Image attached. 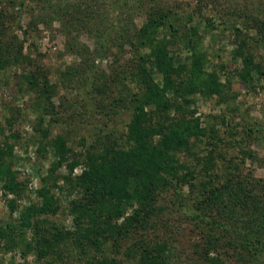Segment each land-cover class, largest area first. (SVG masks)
Returning a JSON list of instances; mask_svg holds the SVG:
<instances>
[{
	"label": "trees",
	"instance_id": "obj_1",
	"mask_svg": "<svg viewBox=\"0 0 264 264\" xmlns=\"http://www.w3.org/2000/svg\"><path fill=\"white\" fill-rule=\"evenodd\" d=\"M86 1L91 4L82 8L55 0H0L15 8L50 11L70 38L67 51L80 56L75 69L61 73L62 83L79 82L99 115L111 119L125 113L128 119L122 129L83 137L79 154L57 136L47 145L57 161L36 188L13 168L14 146L7 139L0 144V194L9 211H18L17 219L0 225V252L18 254L22 264H32L29 257L36 264H168L156 246L165 237L178 244L171 264H264L259 260L264 257V177H254L245 166L254 154L241 148L240 157L227 158L218 150L224 140L217 127L208 128L196 112L197 97L226 103L227 88L200 56L194 26L179 45L187 62L169 49L170 42L179 41L174 8L182 10L185 26L190 14L181 3L147 8L141 2L134 12L130 0H109L116 11L110 27L107 4ZM6 12L0 5V73L32 64L11 27L17 18ZM231 13L255 20L250 10ZM140 14L145 21L136 27L133 19ZM83 35L93 41L92 48L78 41ZM245 45V40L237 44L235 57L246 72L250 67L264 78V68L244 55ZM125 46L130 57L122 61ZM105 59H110L107 72L100 67ZM132 67L136 85L130 88L121 82ZM22 79L46 100L55 93L56 85L41 67ZM225 118L218 117L217 125L232 139L237 127ZM240 121L238 135L264 147L263 125L242 116ZM204 138L211 140L207 152H191L192 142ZM38 149L45 151L46 145ZM70 153L75 155L71 160ZM62 163L68 172L63 182L79 192L68 201L71 229L49 219L61 210L48 183ZM77 167L80 173L73 175ZM261 167L264 172V160ZM23 200L28 204L21 205ZM188 232L192 239L181 246L178 238Z\"/></svg>",
	"mask_w": 264,
	"mask_h": 264
},
{
	"label": "rangeland",
	"instance_id": "obj_2",
	"mask_svg": "<svg viewBox=\"0 0 264 264\" xmlns=\"http://www.w3.org/2000/svg\"><path fill=\"white\" fill-rule=\"evenodd\" d=\"M55 2L65 5L80 4L82 8L91 4V2L84 4L83 0H55ZM130 2V9L134 12L141 6V2L147 8L159 4H183L184 11L187 15L190 14L191 22L185 26L186 19L180 20L182 10L178 7L174 8L179 18L175 21L179 41L178 44L170 42L169 49L180 61L187 62V53L179 49V45L184 35L190 33L189 27L194 26L200 37L197 38V50L200 56L204 58L207 69L217 73L229 93L226 103H218L216 98L206 101L197 97L196 112L209 123L208 128L210 125L217 127L218 135L224 141L218 144L219 142L215 140V143L219 145L218 150H221L222 154L225 153L227 158H237L240 157L239 149L251 150L255 160L247 159L246 169L250 168L254 177L263 178L261 165L264 160V147L256 140H246L238 133L241 131V116L261 123L264 127V78L250 67L249 73L246 72L242 60L235 57V51L237 44L245 40L244 55L250 56L255 66L264 68V0H130ZM100 3L107 4L104 6L107 24L112 27L116 18L115 6H110L109 0H100ZM0 5L8 15L17 18L11 22L12 30L19 38L22 54L32 60V64L28 66H11L0 73V144L7 139V142L14 146L13 168L20 172L21 178L29 180L30 187L36 188L50 172L53 166L51 163L57 161L47 146L49 142L61 136L67 146L79 154L83 137H90L100 129L103 133L116 130L115 128L122 129L125 120L128 119L125 113L113 116L111 119L104 114L99 115V109L89 106L90 100L84 93L85 88H82L79 82L69 85L62 83L61 73L75 69L80 56L67 51L66 43L70 38L64 36L59 23L50 11L15 8L7 2ZM234 9L250 10L255 17L254 22L238 18L231 13ZM141 15L133 19L136 27H140L145 21ZM252 24L255 28H251ZM235 29H238V32ZM77 39L90 48L94 46L93 41L87 39L86 35ZM129 51V47L125 46V53L121 54L122 61L130 57ZM109 61L110 59H105L100 62L101 69L106 72ZM39 67L48 73L51 84L56 85L55 93L47 100L34 90H30L29 85L22 79L25 73H30ZM149 68L153 70L151 66ZM134 72L135 69L132 67L121 84L130 88L135 87ZM119 87L112 91H117ZM112 96L116 97L117 93L113 92ZM51 103L55 107L54 110L51 108ZM220 116L226 117V123H230L232 127H237L235 133L231 132L234 133V138H227L223 133L224 127L221 124L217 125L221 123L218 119ZM12 134L17 137L13 138ZM209 140L204 138L202 142L193 141L191 152H207L208 143L211 141ZM45 145V151L38 149ZM74 156L70 153L68 159L71 160ZM79 159L81 161V158ZM66 163L55 169L53 180L48 183L52 193L59 197L61 205V210L55 215H50L49 219L57 225L71 229L73 224L72 216L68 213V201L78 197L79 192L72 193L68 185L63 182V176L68 174ZM79 173L80 167H77L73 175ZM27 201L23 200L21 205H27ZM17 217L18 211H9L6 200L0 194V225ZM191 239L188 232L179 237L178 242L181 246L187 245ZM159 241L160 243L156 245L159 253L168 264H171L178 244L165 237H160ZM34 260L33 257L28 258L32 264L35 263ZM259 260L263 262L264 257ZM0 264H22V260L14 252H0Z\"/></svg>",
	"mask_w": 264,
	"mask_h": 264
}]
</instances>
